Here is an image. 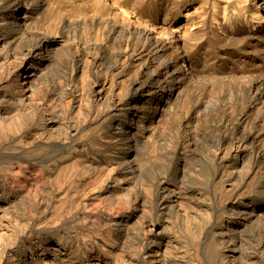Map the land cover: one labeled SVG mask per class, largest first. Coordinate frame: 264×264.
Wrapping results in <instances>:
<instances>
[{"label": "bare ground", "instance_id": "6f19581e", "mask_svg": "<svg viewBox=\"0 0 264 264\" xmlns=\"http://www.w3.org/2000/svg\"><path fill=\"white\" fill-rule=\"evenodd\" d=\"M0 264H264V0H0Z\"/></svg>", "mask_w": 264, "mask_h": 264}, {"label": "rangeland", "instance_id": "374dc122", "mask_svg": "<svg viewBox=\"0 0 264 264\" xmlns=\"http://www.w3.org/2000/svg\"><path fill=\"white\" fill-rule=\"evenodd\" d=\"M135 110V109H134ZM120 112V111H119ZM122 112V111H121ZM124 112V111H123ZM118 114V113H117ZM131 115V114H130ZM124 118V117H123ZM199 158H200V156H199ZM201 161H202V159H201ZM200 161V162H201ZM162 166V168H161V170L160 171H168L169 169H173L174 171L178 168V170H179V166H180V163L179 162H177V161H175V162H172V161H170V160H167V161H164V163H163V165H161ZM160 166V167H161ZM159 170V169H158ZM209 174H211V172L209 171L208 173H206L204 176L203 175H201V176H198V177H200L201 179L200 180H202V179H204L205 177H207V175H209ZM170 177H172L171 175H170ZM177 180V179H176ZM189 182L191 183V184H194V185H196V186H200L201 184H200V182L199 181H197V180H193V179H190L189 180Z\"/></svg>", "mask_w": 264, "mask_h": 264}]
</instances>
